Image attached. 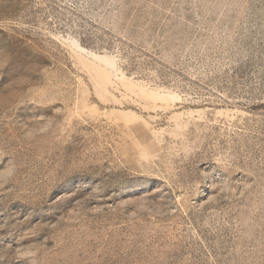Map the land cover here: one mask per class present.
<instances>
[{
    "label": "rangeland",
    "instance_id": "374dc122",
    "mask_svg": "<svg viewBox=\"0 0 264 264\" xmlns=\"http://www.w3.org/2000/svg\"><path fill=\"white\" fill-rule=\"evenodd\" d=\"M0 264H264V0H0Z\"/></svg>",
    "mask_w": 264,
    "mask_h": 264
}]
</instances>
